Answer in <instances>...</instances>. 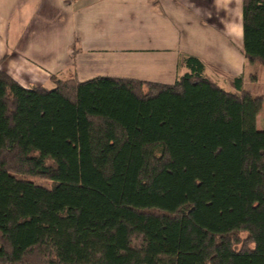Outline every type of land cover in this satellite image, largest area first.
Here are the masks:
<instances>
[{"label": "trees", "instance_id": "16d2710c", "mask_svg": "<svg viewBox=\"0 0 264 264\" xmlns=\"http://www.w3.org/2000/svg\"><path fill=\"white\" fill-rule=\"evenodd\" d=\"M243 31L264 65V0ZM1 63L0 264H264L263 97L242 77L182 54L171 85L24 87Z\"/></svg>", "mask_w": 264, "mask_h": 264}, {"label": "crops", "instance_id": "0c3cea01", "mask_svg": "<svg viewBox=\"0 0 264 264\" xmlns=\"http://www.w3.org/2000/svg\"><path fill=\"white\" fill-rule=\"evenodd\" d=\"M243 50V0H0L1 68L24 87L52 88L54 74L171 85L188 54L242 77L254 93L263 68ZM115 66L127 71L117 75Z\"/></svg>", "mask_w": 264, "mask_h": 264}, {"label": "rangeland", "instance_id": "374dc122", "mask_svg": "<svg viewBox=\"0 0 264 264\" xmlns=\"http://www.w3.org/2000/svg\"><path fill=\"white\" fill-rule=\"evenodd\" d=\"M259 66H261L263 68L262 72L259 73V76L261 77V80H260V84L258 82V84L261 86L260 88H254L253 87V90L255 91L253 94H257L258 96H261L263 97V105H262V109L260 111V117H259V126L261 127L262 130H264V65L259 63V62H256ZM114 67V66H112ZM111 67V68H112ZM126 67L127 66H115V68L111 71H115L117 72L116 74L117 75H124V73L127 71L126 70ZM121 74H120V73ZM215 79L216 81L219 82V84L221 85H224L225 82L223 80H220L218 78V76H215ZM255 81H249L248 82V85H247V88H249L250 90L252 89V84H254ZM263 86V87H262Z\"/></svg>", "mask_w": 264, "mask_h": 264}]
</instances>
